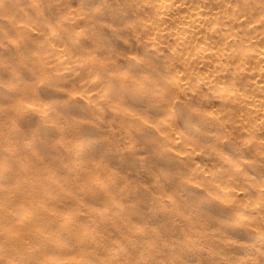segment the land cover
<instances>
[{"label": "rangeland", "instance_id": "obj_1", "mask_svg": "<svg viewBox=\"0 0 264 264\" xmlns=\"http://www.w3.org/2000/svg\"><path fill=\"white\" fill-rule=\"evenodd\" d=\"M170 1L0 0V264H264V78L183 67L261 54L264 25L188 0L182 48L152 28Z\"/></svg>", "mask_w": 264, "mask_h": 264}, {"label": "bare ground", "instance_id": "obj_2", "mask_svg": "<svg viewBox=\"0 0 264 264\" xmlns=\"http://www.w3.org/2000/svg\"><path fill=\"white\" fill-rule=\"evenodd\" d=\"M136 2V0H134ZM177 1V3H176ZM192 1V0H190ZM200 1V0H199ZM204 1V0H203ZM254 2V9L248 4L245 12L250 10H254V13H258V17H260V23L264 25V0H252ZM188 0L180 2L179 0H171L166 3L167 11L161 12L158 14L155 13L156 24H152L153 29H157L159 32V38L162 37L165 39H169L168 36L174 37L173 40L176 44H178L182 48H186L191 40L196 37V35L204 30L203 24L201 25L202 18L208 13L201 9V7H192L187 5ZM186 3V5H185ZM219 8V12L227 10V7L224 8V4L219 2V5L216 6ZM205 9V8H204ZM207 10V9H206ZM210 11V10H208ZM212 12V11H211ZM209 12V15L210 13ZM206 16V17H207ZM251 18V17H250ZM205 19V18H203ZM237 19H231L230 22L235 24ZM250 21V20H249ZM175 23L177 31L181 33L183 36L172 34L168 31H164L159 29L158 26H166L170 25V23ZM247 22L242 23L243 26H247ZM205 31V30H204ZM252 39H255L258 43L260 41H264V32L259 33L258 36H251L245 38V41L252 43ZM177 57H182V54L179 52L174 53ZM187 57H185V61L187 63L183 64L185 70L192 71L193 67L189 65L192 61L201 63V66L209 68L211 67L213 72H210L207 76L211 78L215 77H223L224 74L222 72H226L228 78H232L233 80H241L243 78L242 74L244 72H248L250 77L252 78H264V51L261 54H257L255 56H249L247 54H240L239 52L233 51L232 49L221 48L218 51L213 52L208 46L205 44L200 46L196 51L192 53H186ZM230 63H236L239 67L238 73L230 74L229 67ZM187 72V73H188ZM130 92V91H129ZM239 92V91H238ZM237 91L232 90L230 88L227 91H224L226 95V100H228L231 104L232 99H238L239 93ZM249 110L252 111V115L249 116L247 123L251 125L253 122L258 119L259 114L264 113V108L256 106H250ZM254 115V117H253ZM174 142V140H171ZM264 144V142H262ZM229 192V191H228ZM257 240H261L264 242V236H256Z\"/></svg>", "mask_w": 264, "mask_h": 264}]
</instances>
